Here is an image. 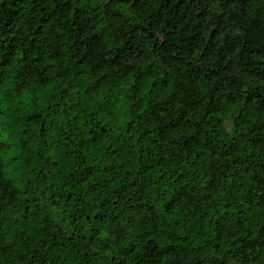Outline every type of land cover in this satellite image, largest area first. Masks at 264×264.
I'll return each instance as SVG.
<instances>
[{
    "label": "trees",
    "instance_id": "1",
    "mask_svg": "<svg viewBox=\"0 0 264 264\" xmlns=\"http://www.w3.org/2000/svg\"><path fill=\"white\" fill-rule=\"evenodd\" d=\"M0 264H264V0H0Z\"/></svg>",
    "mask_w": 264,
    "mask_h": 264
},
{
    "label": "rangeland",
    "instance_id": "2",
    "mask_svg": "<svg viewBox=\"0 0 264 264\" xmlns=\"http://www.w3.org/2000/svg\"><path fill=\"white\" fill-rule=\"evenodd\" d=\"M228 125L230 126V124L228 123Z\"/></svg>",
    "mask_w": 264,
    "mask_h": 264
}]
</instances>
